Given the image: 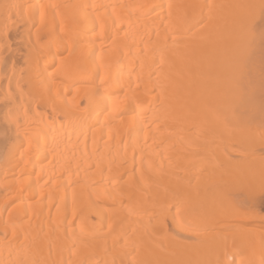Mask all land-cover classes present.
<instances>
[{
  "label": "bare ground",
  "instance_id": "bare-ground-1",
  "mask_svg": "<svg viewBox=\"0 0 264 264\" xmlns=\"http://www.w3.org/2000/svg\"><path fill=\"white\" fill-rule=\"evenodd\" d=\"M263 123L264 0H0V264H264Z\"/></svg>",
  "mask_w": 264,
  "mask_h": 264
},
{
  "label": "rangeland",
  "instance_id": "rangeland-1",
  "mask_svg": "<svg viewBox=\"0 0 264 264\" xmlns=\"http://www.w3.org/2000/svg\"><path fill=\"white\" fill-rule=\"evenodd\" d=\"M260 123H258L257 125H258V127H260L261 125H259ZM264 124V123H263ZM253 129H254V127H253Z\"/></svg>",
  "mask_w": 264,
  "mask_h": 264
}]
</instances>
